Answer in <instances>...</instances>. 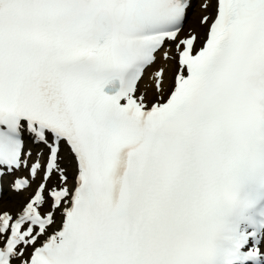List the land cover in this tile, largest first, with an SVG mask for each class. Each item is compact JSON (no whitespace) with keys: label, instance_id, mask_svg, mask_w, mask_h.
Wrapping results in <instances>:
<instances>
[{"label":"snow or ice","instance_id":"snow-or-ice-1","mask_svg":"<svg viewBox=\"0 0 264 264\" xmlns=\"http://www.w3.org/2000/svg\"><path fill=\"white\" fill-rule=\"evenodd\" d=\"M194 2L0 0V264H264V0Z\"/></svg>","mask_w":264,"mask_h":264},{"label":"bare ground","instance_id":"bare-ground-1","mask_svg":"<svg viewBox=\"0 0 264 264\" xmlns=\"http://www.w3.org/2000/svg\"><path fill=\"white\" fill-rule=\"evenodd\" d=\"M199 12H202V11L199 10ZM203 14H205V13H203ZM189 28H193V29L199 34V36H201L202 33L204 32V28L201 27V26L199 25V21H198L197 19H194L192 26L189 27ZM170 77H171V79H172L171 69H170V67L168 66V68H167V81H169ZM146 80H147V79H146ZM144 81H145V80H144ZM142 89H143V88H142ZM145 91L147 92V96H148L149 94L151 95L152 92H153V88H152V86H151L150 89H145ZM69 169H71V167H68V174H69V172H70ZM17 202H18L17 200L11 202V204H10L11 207H15L16 204H17Z\"/></svg>","mask_w":264,"mask_h":264}]
</instances>
